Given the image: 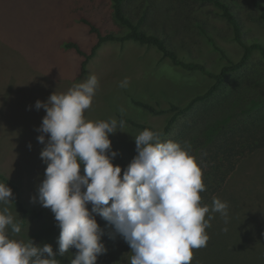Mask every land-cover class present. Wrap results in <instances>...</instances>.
I'll return each mask as SVG.
<instances>
[{"label":"rangeland","instance_id":"obj_1","mask_svg":"<svg viewBox=\"0 0 264 264\" xmlns=\"http://www.w3.org/2000/svg\"><path fill=\"white\" fill-rule=\"evenodd\" d=\"M231 1L236 4L242 0ZM21 3L13 10L9 24L2 23L3 29L0 28V67L5 70L2 71V76L7 77L11 74L10 66L14 74L21 64L29 68L31 66L34 79L31 74L28 83L30 95H25V92L19 94L21 89L14 87L11 97L16 102H0V171L9 179L8 186L14 195L19 194L24 206L36 212L40 211L42 215L39 219L33 217L32 213L25 217L19 238L25 241L30 238L36 244H51L53 251L57 252L60 229L54 214L39 202H32V197L37 196L38 186L44 178L47 166L40 157L44 145L37 140L41 134L37 129L46 113L43 108L37 110L35 102L38 99L46 101L55 91L66 92L74 84L83 82L89 75L95 74L99 86L92 106L86 112L87 118L118 120L117 113H121L139 123L162 129L171 115L167 111L170 102L186 104L195 94L204 92L211 79L198 72H187L173 65L153 46L131 40L122 43L105 42L88 61L85 72L79 73L81 56L73 50L61 48L60 42L63 39H72L78 41L87 51L94 42L96 36L85 32L86 26L75 16L77 11L88 16L102 31L124 33L125 27L114 19L111 2L29 0L25 5ZM125 4L136 16L149 9L146 24L151 28L149 22L153 23L152 30L169 36L180 59L199 60L213 70H218L225 61L198 30L194 20L205 23L208 34L229 58L236 60L241 54V48L234 41L230 27L218 15L219 11L213 5H199L196 1L188 19V9L175 5L176 0H129ZM179 8L182 11H178ZM245 28L248 39L256 38L264 42V26L246 17ZM3 55L9 60H5L6 56ZM249 64L244 74L235 77V86L232 85L231 78L226 87L227 92L225 90L226 98L222 105L211 111L212 118L219 119L231 115L233 119V116L237 117L245 109H254L255 102L264 99V61L255 53ZM125 79L129 81L128 86L119 87ZM4 83L6 89L13 88L8 80ZM1 90L0 85V92ZM4 91L2 90L3 95L0 98L9 100L10 95L4 96ZM132 98L147 101L162 112H150L133 103ZM124 122L123 131L117 130L109 136L112 150L118 153L113 163L121 165L122 172L136 155L134 136L144 130ZM214 197L228 203L227 218L219 213L214 215L222 221V231L225 232L227 226L230 227L229 232L225 235L220 233L219 227L215 228L217 242L214 245L209 242L206 247L193 250V257L202 259L200 264H243L236 262L232 254L235 249L227 246L234 242V236L248 234L247 228H252L258 219L256 214L264 215V148L247 154L237 162L235 170L220 191L212 197L209 206ZM10 202L7 208L11 206L9 212L21 224V215L15 210L12 201ZM5 206L3 204L0 210ZM223 236L227 237L224 241L220 239ZM247 240H250V246L255 247L251 237ZM76 251L72 248L63 257L57 255L59 264H70ZM124 253L123 264H130V257L133 255L130 247ZM249 262L250 260H246L244 264ZM253 263L260 264L259 261ZM97 264L121 263L116 257L102 254L98 256Z\"/></svg>","mask_w":264,"mask_h":264},{"label":"clouds","instance_id":"obj_2","mask_svg":"<svg viewBox=\"0 0 264 264\" xmlns=\"http://www.w3.org/2000/svg\"><path fill=\"white\" fill-rule=\"evenodd\" d=\"M128 83L125 79L119 87ZM98 86L92 74L35 102L46 113L37 140L44 145L40 157L47 166L32 202L54 214L58 250L19 238L21 224L5 207L0 210V264H59L57 255L72 248L77 251L70 264H97L107 252L97 214L113 226L110 238L119 234L129 245L130 264H191L193 250L207 246L213 214L227 218V201L214 197L211 206L201 203L203 169L187 141L163 140L160 131L145 128L134 136L136 155L123 172L113 163L118 153L109 136L123 131L125 122L86 117ZM13 199L11 187L0 182V204Z\"/></svg>","mask_w":264,"mask_h":264},{"label":"trees","instance_id":"obj_3","mask_svg":"<svg viewBox=\"0 0 264 264\" xmlns=\"http://www.w3.org/2000/svg\"><path fill=\"white\" fill-rule=\"evenodd\" d=\"M109 1L111 2L114 19L126 29L124 33L102 31L88 16L81 11H77L75 16L86 26L85 32L94 34L96 38L91 43L89 51L85 50L78 41L72 39L61 40L60 46L66 50H73L81 56L79 73L85 72L88 61L97 54V50L105 42L118 41L122 43L131 40L139 44L153 46L161 52L163 58H167L173 65L187 72H198L211 79V83L204 92L195 94L186 104L180 105L170 102L167 111L171 115L162 129L139 123L130 116L117 113L118 120L122 119L143 129L160 131L163 140L179 141L182 145L185 141L189 142L192 153L203 169V182L206 190L200 193L201 203L209 205L212 197L220 191L229 175L235 170L237 162L247 154L264 148V99L256 101L254 109H245L237 117L233 116V119L231 115L214 119L211 113L216 106L222 105L223 100L226 98L224 96L227 92L226 87L229 85L231 78H233L232 85L235 86V77L244 74L249 68L250 60L255 53L264 61V42L256 38L248 39L245 35L246 17L264 26V0H242L241 2L237 1L238 4H234L231 0H176L177 4L175 5L188 9L186 15L188 19L191 17L190 13L193 10L192 7H195L196 4L194 5V3L196 1L199 5L209 4L215 6L219 11L218 15L230 27L234 41L241 48V54L236 60L229 58L223 49L215 43L208 34L205 23L193 19L198 30L225 60L218 70L209 68L199 60L180 59L171 44L169 36L166 33L161 34L156 30H152L153 23L149 22L151 28L146 24V22L148 23L149 9L136 16V13L127 8L125 4L129 0ZM180 8L178 11H182ZM244 12L246 16H244ZM132 102L150 112H162L147 101L132 98ZM185 118L187 119L184 120ZM81 173L83 174V166H81ZM0 181L10 184L9 179L1 171ZM12 204L15 205L21 215V225L25 224L24 219L30 213L37 219L42 217L40 211L36 212L26 208L18 193L14 195ZM256 215L258 219L255 221L256 223L254 222L252 228H247L248 234H240L238 237L233 235L234 242L227 246L228 248L232 246L235 249L232 254H234L236 262L240 261L244 264L246 260H250L252 263L249 262V264H254L255 261L264 264V226L260 225L264 224V215L262 213ZM96 219L103 230L101 240L107 249L105 254L116 257V260L123 264L124 252L129 245L119 234H116L114 238H110V234L114 233L113 226L109 225L98 214ZM210 223L211 227L207 229L209 235L207 243L212 242V245H214L218 240L215 239V228L219 227L220 233L226 235L230 227L226 226L225 232H223L221 229L223 226L222 221L216 215ZM249 237L255 243V247L249 245L250 240H247ZM220 239L224 241L227 237L223 236ZM207 252L210 256L209 251ZM199 261H202V259L193 257L191 264H200Z\"/></svg>","mask_w":264,"mask_h":264},{"label":"crops","instance_id":"obj_4","mask_svg":"<svg viewBox=\"0 0 264 264\" xmlns=\"http://www.w3.org/2000/svg\"><path fill=\"white\" fill-rule=\"evenodd\" d=\"M28 2H29V0H0V28L3 29L2 23L9 24V22L12 18L13 10H16V7L19 6L20 3L25 5ZM3 56H6V55H3ZM5 60H9L7 56H6ZM12 61L10 63H12ZM1 62H2V59L0 57V63ZM16 66H19V65H16ZM31 68H32L31 66L29 68L27 65L21 64L19 66V68H17V73L15 72V74H14V72L11 71V66H10L9 72H11V74L8 75L7 77H5V76H2L3 75L2 71H5V70H2V67H0V78H1L0 85H1V89L5 90L4 96L10 95V97H11L14 87H19L21 89V90H19V94H22L23 92H25V95H30L28 83H29V79H31V74L33 75V79H34V74L31 73V71H32ZM7 80L10 83H12L13 88L11 90H8V87L6 89V87H5L6 85L4 82ZM18 82H20V83H18ZM2 90L0 92V94H1L0 97H2V95H3ZM2 101L16 102V100H14L12 97L9 100L8 99L3 100L0 98V102H2ZM2 205L3 204H0V207H2ZM7 206L8 205L6 204L5 207H7ZM10 207L11 206L8 207V210H10ZM15 210H16V208H15Z\"/></svg>","mask_w":264,"mask_h":264}]
</instances>
